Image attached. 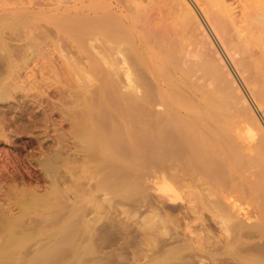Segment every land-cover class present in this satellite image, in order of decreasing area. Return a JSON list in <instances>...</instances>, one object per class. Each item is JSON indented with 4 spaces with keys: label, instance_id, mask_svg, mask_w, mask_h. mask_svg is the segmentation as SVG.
Returning a JSON list of instances; mask_svg holds the SVG:
<instances>
[{
    "label": "bare ground",
    "instance_id": "1",
    "mask_svg": "<svg viewBox=\"0 0 264 264\" xmlns=\"http://www.w3.org/2000/svg\"><path fill=\"white\" fill-rule=\"evenodd\" d=\"M65 43L99 82L73 126L91 178L53 230L1 219L0 264H264V0H0V102Z\"/></svg>",
    "mask_w": 264,
    "mask_h": 264
},
{
    "label": "rangeland",
    "instance_id": "2",
    "mask_svg": "<svg viewBox=\"0 0 264 264\" xmlns=\"http://www.w3.org/2000/svg\"><path fill=\"white\" fill-rule=\"evenodd\" d=\"M67 4L69 6L70 2ZM69 45L70 43H65L61 47V52H63L64 57H61L57 54V52L53 51L48 53V57L47 54H44L46 57H44L43 55L42 57L37 58L38 61L37 59H35L36 61L34 60L33 62H31L32 64L29 63V67L27 66L28 68L25 69L26 72L23 73L24 75L21 74L20 79H18V81H23L22 83L19 81L21 83H19V85L22 86V88L15 89V91H13V95L15 98L12 95L6 101L0 102V126H4V133L6 137H0V208H2L0 209V223L3 219L6 220L9 218L10 220H18L17 226H27L26 230L27 228L31 229V227H33L35 228L34 231H37L36 228H40L41 226H43L44 229L41 227L42 229L40 230H53V227H50L49 225H51L52 222H56L55 224H61L62 221H64V217L67 216L66 214L70 213L68 212V210L73 207V192H75V189L78 188L75 186V184V187H73V181L76 178H78L79 180L81 178L80 182L83 185L79 188H83L87 184V179L90 180L91 178L88 177L89 174L85 171V168H83L85 165L83 159L81 157H79L80 159L75 158L74 156L76 155L74 150L76 148L75 143L77 140L73 137V126L77 125L82 120L80 119L82 118L81 106L82 103L84 105V102L82 101L80 96L82 95V93L83 95L88 96L89 94V96H94L96 92L94 94L89 89H95L96 85H98L99 82L97 81V79L93 78L91 73V79L89 78L88 73L90 71L87 60L85 62V59L80 60L81 62L79 63L81 65L74 62L77 57L73 56L75 54L73 52V44H71V46ZM78 60L79 59H77V61ZM83 64L85 65L86 69H84ZM73 65L76 68H81L82 66V69H84V74H82L81 78L84 77L85 79L86 76L85 80H80V75L77 73H75L77 74V78L74 77L75 74H73L72 72H74V69L76 68H74ZM71 69L72 71H70ZM22 75L24 79L22 78ZM78 77L80 79H78ZM32 79L36 81H33ZM30 80L33 81V84L30 83ZM82 81L84 82V84ZM27 85H30L31 87L28 86L27 88ZM14 93L17 94L15 95ZM73 93L75 94V96ZM77 96L78 99H76ZM79 101H81L82 103L80 104ZM73 105L75 106L73 107ZM75 107L79 109L78 112ZM74 112L76 114H79V116L81 117H78V115L74 114ZM260 114L261 117H264V113ZM1 115H3L4 117L3 121ZM104 119L107 121L106 125ZM104 119V121L102 120L104 123L103 126H110V122L108 124V119ZM4 138L6 140H3ZM55 153H59V157L61 158L60 161L62 159H67L69 161H66V163H69L65 164L62 161H58L56 165V171H54L55 169L45 170L43 161L47 156H52ZM77 159L79 162L77 161ZM59 162L61 163V165ZM77 162L80 164H77ZM81 162H83L84 164L82 165ZM75 171L78 172V174L76 178L74 177V179L73 175H76ZM53 177H56V179L58 178L60 180L59 181L57 179V182L59 183H56V187L50 186L52 185L50 181ZM30 194L33 197H31ZM44 195L47 197H45ZM35 196L41 199L36 203V206L35 204L32 205L35 209H30L24 216H21L19 211L21 212L22 208L29 207ZM83 198L85 203H87V197L85 196ZM242 207H246L245 204L242 205ZM2 210L4 211L2 212ZM37 210L40 212V214L39 212L37 213ZM18 213L20 214V216L18 215ZM4 215H6V217ZM36 218L37 220H35ZM19 220L21 221L19 222ZM50 220L52 222H50ZM36 223H38V225L41 223L40 227L38 225L36 227ZM24 227L22 228L24 229L23 232L25 231ZM33 228L31 230L29 229V231H32L35 234ZM17 229L20 228L18 227ZM25 232H28V230ZM5 234V232H2L0 230V241L5 237ZM37 238L40 239L41 235Z\"/></svg>",
    "mask_w": 264,
    "mask_h": 264
}]
</instances>
